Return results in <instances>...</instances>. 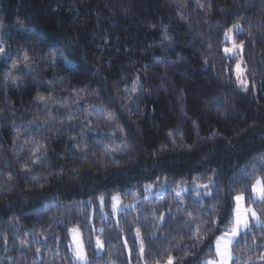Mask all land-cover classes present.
Segmentation results:
<instances>
[{
  "label": "trees",
  "instance_id": "1",
  "mask_svg": "<svg viewBox=\"0 0 264 264\" xmlns=\"http://www.w3.org/2000/svg\"><path fill=\"white\" fill-rule=\"evenodd\" d=\"M236 23L250 91L222 52ZM0 40V264H73L74 227L91 264H128L137 228L149 264L214 252L264 154V0H0Z\"/></svg>",
  "mask_w": 264,
  "mask_h": 264
},
{
  "label": "snow or ice",
  "instance_id": "2",
  "mask_svg": "<svg viewBox=\"0 0 264 264\" xmlns=\"http://www.w3.org/2000/svg\"><path fill=\"white\" fill-rule=\"evenodd\" d=\"M202 8L203 5H200ZM21 27L23 25L21 24ZM243 27L239 23L233 24L230 28L224 31V36L231 42V47H224L223 53L234 59L237 54L243 53L244 41H240L239 44L233 39V32L242 33ZM0 43H3L0 40ZM35 46V44L33 45ZM6 48L0 47V53H5ZM63 55V54H61ZM10 58V57H9ZM24 59L27 60L29 57L25 54ZM208 63V61H205ZM241 63H246L243 60L238 61L235 65V75L236 80L241 88L245 91H250L251 88L247 81L242 79V76L245 74V69L241 68ZM17 65H13V68H16ZM232 65L229 63L226 66V70L231 69ZM11 75V73L9 74ZM9 77H5L7 80ZM135 83V81H134ZM136 91V89H133ZM43 100L44 98L41 97ZM259 173V175H257ZM233 180L236 184L244 185V191L237 192L235 195L231 196V201L234 204V207L231 209L232 215L229 220V224L226 225L221 231V235L216 237L214 244V252H211L207 257L201 262V264H255L256 261H260L261 264H264V251H259L254 257L249 256L246 260L241 261V258L233 250L237 244L241 243L243 239L246 247L256 246L257 248H264V232H261L259 236L252 231L253 228L259 227L264 229V154L254 157L250 162L249 166L241 169L237 176L233 177ZM208 184L200 185L205 189H208L209 185L215 184L216 180L213 177L208 178ZM229 194L235 191V189L229 187ZM206 195H211L210 192H206ZM100 201V206L103 208L105 206V197L101 196L97 198ZM111 200L113 210H119V195L112 196ZM247 201H251L249 204ZM219 203V201H217ZM252 204H260L262 207L259 209L252 206ZM212 211H216L213 207ZM191 215V214H189ZM224 217L221 215L220 219ZM87 223V220L85 221ZM209 227H216L219 230V222L215 219H210L208 222ZM72 234V244L70 245V250L72 251V261L73 264H91V258L88 256L85 247V241L83 238V233L79 227H74L69 230ZM102 232L103 229H100ZM196 239L201 238V229L199 226L196 228L195 233ZM153 235V239H155ZM139 240V244L136 243V240ZM248 240H251V245L248 244ZM88 246H92L95 249L101 251L104 250V241L96 236L92 237L91 233L87 238ZM123 247L127 253L128 264H131L133 253H135V258L142 264H149L145 257V243L143 237L140 235V229L137 228L135 231L133 244L131 247L128 246L127 239L123 241ZM39 252V249L36 250ZM56 251V249H53ZM153 264H161L160 261H154ZM163 264H179V261L175 260L171 255L167 256V259L164 260Z\"/></svg>",
  "mask_w": 264,
  "mask_h": 264
},
{
  "label": "rangeland",
  "instance_id": "3",
  "mask_svg": "<svg viewBox=\"0 0 264 264\" xmlns=\"http://www.w3.org/2000/svg\"><path fill=\"white\" fill-rule=\"evenodd\" d=\"M236 32L234 31L233 32V39H234V34H235ZM235 40V39H234ZM236 42V41H235ZM237 43V42H236ZM237 44H239V43H237ZM232 45H231V42L227 39V38H225V36H223V47H222V50H223V48L224 47H231ZM223 52V51H222ZM224 54V53H223ZM225 55V54H224ZM225 56H227V55H225ZM228 57V56H227ZM230 58V57H229ZM231 59V58H230ZM242 60V57H241V54H237L236 56H235V58L233 59V70H232V73H233V76H234V78L236 79V75H235V65H236V63L238 62V61H241ZM241 68L242 69H245V67H244V65H243V63H241ZM245 73H246V69H245ZM13 76V74H11V75H7L6 77H12ZM242 79L243 80H245V81H247L248 82V79L246 78V74H244L243 76H242ZM12 81H14V79H12ZM236 82H237V80H236ZM248 84H249V82H248ZM237 86H238V88H240V89H242L243 90V88H241L240 86H239V84H238V82H237ZM250 86V85H249ZM108 125H109V121H108ZM112 203H114L113 201H112ZM247 203H249V204H251L252 202L251 201H247ZM119 204H120V206H119V210L117 211V210H113V208H112V210H113V213H118L123 207V205L121 204V202H120V200H119ZM252 206H253V204H252ZM234 207V206H233ZM254 207V206H253ZM261 207H262V205H261ZM256 208V207H255ZM258 209V208H257ZM69 235H70V239H71V244H72V234H71V232H69ZM221 235V234H220ZM220 235H218V236H220ZM216 240V239H215ZM70 244V245H71ZM214 244H215V241H214V243H213V246H214ZM98 252H100L101 250H99V249H96Z\"/></svg>",
  "mask_w": 264,
  "mask_h": 264
}]
</instances>
